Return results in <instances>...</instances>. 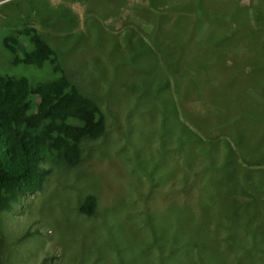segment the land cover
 <instances>
[{
  "label": "rangeland",
  "instance_id": "obj_1",
  "mask_svg": "<svg viewBox=\"0 0 264 264\" xmlns=\"http://www.w3.org/2000/svg\"><path fill=\"white\" fill-rule=\"evenodd\" d=\"M259 1L264 5L213 2L219 22L188 28L195 45L182 60L185 82L174 88L169 77L159 91L157 79L141 82L153 66L128 58L126 65L122 53L125 39L132 46L124 23L135 31L145 23L133 14L147 0H0V72L47 78L44 70L13 65L2 45L13 28L32 26L105 117L103 134L81 142L75 167L44 161L51 172L42 189L0 212V264H264V23L253 21ZM201 58L206 68L193 88L191 61ZM122 180L127 190L112 199L108 193ZM89 192L104 194L98 212L85 217L77 205Z\"/></svg>",
  "mask_w": 264,
  "mask_h": 264
},
{
  "label": "trees",
  "instance_id": "obj_2",
  "mask_svg": "<svg viewBox=\"0 0 264 264\" xmlns=\"http://www.w3.org/2000/svg\"><path fill=\"white\" fill-rule=\"evenodd\" d=\"M217 1L185 0L164 5L161 0H147V5L133 14L146 22L137 25L136 31L130 22L124 23L121 31L124 35L131 34L132 42L129 46V40L125 39L124 61L137 59L154 68V75L144 73L143 69L134 71L146 75L141 81L144 85H154L157 79L162 85L159 91H166L169 77L173 78L174 88L179 80L185 82L182 60L195 45L188 28L194 25L202 31L209 23H218L217 7L210 8ZM253 7L254 24L264 23L263 2L259 1ZM195 15H201L197 23ZM151 17L153 22L149 25ZM174 28L176 32H173ZM115 43L118 47L124 44L118 39ZM2 45L10 52L13 65L24 64L44 70L47 78L30 81L21 75L0 72V212L10 210L21 198L42 189L51 172L49 166H44V161L62 160L75 167L80 160L83 139H97L105 131V117L97 102L68 79L58 51L47 41L38 40L34 27L13 28L3 38ZM126 51H132V57H127ZM191 62L195 67L189 78L192 79L190 86L194 88L196 78L206 66L202 58ZM184 92L190 99L188 91ZM177 94L181 98L178 89ZM183 101L182 98L181 103ZM189 105L192 107L193 102ZM223 144L230 148L231 138L224 139ZM127 184L122 180L110 190L109 196L116 199L119 196L116 190H127ZM100 194L103 196L104 193ZM100 194L86 193L78 202V212L85 217L96 214Z\"/></svg>",
  "mask_w": 264,
  "mask_h": 264
}]
</instances>
